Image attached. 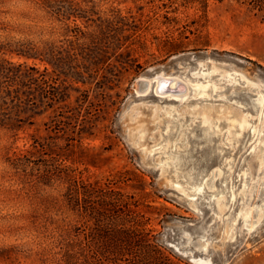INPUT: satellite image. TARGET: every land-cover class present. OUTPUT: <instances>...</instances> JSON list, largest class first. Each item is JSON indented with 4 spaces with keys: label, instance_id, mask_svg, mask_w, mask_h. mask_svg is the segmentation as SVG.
Masks as SVG:
<instances>
[{
    "label": "rangeland",
    "instance_id": "1",
    "mask_svg": "<svg viewBox=\"0 0 264 264\" xmlns=\"http://www.w3.org/2000/svg\"><path fill=\"white\" fill-rule=\"evenodd\" d=\"M74 184L129 202L162 264H264V14L0 0V264H61Z\"/></svg>",
    "mask_w": 264,
    "mask_h": 264
},
{
    "label": "trees",
    "instance_id": "2",
    "mask_svg": "<svg viewBox=\"0 0 264 264\" xmlns=\"http://www.w3.org/2000/svg\"><path fill=\"white\" fill-rule=\"evenodd\" d=\"M236 1L264 14V0ZM190 2L179 0L182 6ZM69 191L71 206L80 209L90 224L74 232L75 239L64 245L61 264H116L118 259L124 264H162L154 257L161 251L149 241L147 220L130 210L129 202L121 204L109 186L74 184Z\"/></svg>",
    "mask_w": 264,
    "mask_h": 264
},
{
    "label": "bare ground",
    "instance_id": "3",
    "mask_svg": "<svg viewBox=\"0 0 264 264\" xmlns=\"http://www.w3.org/2000/svg\"><path fill=\"white\" fill-rule=\"evenodd\" d=\"M160 75V74H159ZM168 78H170V77H168ZM173 79V78H172ZM178 79V78H177ZM144 80V79H143ZM147 80V79H146ZM155 81H156V87H155V89H156V91L157 92H160V93H163V92H165V91H168V90H166L167 89V80H166V78H164V76H157V77H155ZM173 81H174V83H173V85H171V87L173 86L174 88L176 87V90L177 91H179V90H181V87H180V84L177 82V80H176V78L174 77V79H173ZM172 82V81H171ZM147 84V83H146ZM145 84V85H146ZM143 87V86H142ZM172 87V88H173ZM171 90V89H170ZM169 90V91H170ZM183 91V90H182ZM171 92V91H170ZM183 94V93H182ZM184 94H185V92H184ZM173 96L174 95H177V92L176 93H173L172 94ZM178 96V95H177ZM179 97V96H178ZM181 98H183V97H181Z\"/></svg>",
    "mask_w": 264,
    "mask_h": 264
}]
</instances>
